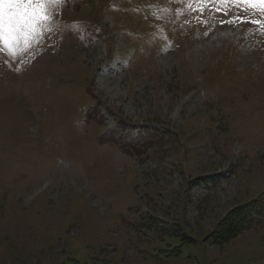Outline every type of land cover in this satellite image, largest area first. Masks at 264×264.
<instances>
[{
  "label": "rangeland",
  "instance_id": "374dc122",
  "mask_svg": "<svg viewBox=\"0 0 264 264\" xmlns=\"http://www.w3.org/2000/svg\"><path fill=\"white\" fill-rule=\"evenodd\" d=\"M50 12L51 34L0 52V264H264V218L229 241L215 231L264 193L259 6L66 0ZM168 84L192 93L176 100Z\"/></svg>",
  "mask_w": 264,
  "mask_h": 264
},
{
  "label": "snow or ice",
  "instance_id": "6c2138e0",
  "mask_svg": "<svg viewBox=\"0 0 264 264\" xmlns=\"http://www.w3.org/2000/svg\"><path fill=\"white\" fill-rule=\"evenodd\" d=\"M206 3L207 0H201ZM221 4L246 5L251 8L259 6L264 13V0H218ZM66 0H0V52H6L9 57L17 58L26 53L33 42L39 43L45 31L51 34L57 27L52 19L50 7L62 6ZM223 14L232 16L226 21L232 24L238 20L247 23L243 15H234L228 9H217ZM257 26L260 20L250 21Z\"/></svg>",
  "mask_w": 264,
  "mask_h": 264
},
{
  "label": "trees",
  "instance_id": "16d2710c",
  "mask_svg": "<svg viewBox=\"0 0 264 264\" xmlns=\"http://www.w3.org/2000/svg\"><path fill=\"white\" fill-rule=\"evenodd\" d=\"M167 89L176 90L174 93V99L181 100L186 94H188L190 88L186 84H168ZM262 203L258 210V219L264 216ZM253 210L251 208H236L230 211L218 224L216 231L217 234L223 240L229 241L241 235L246 230L255 227L258 224V219L252 216Z\"/></svg>",
  "mask_w": 264,
  "mask_h": 264
}]
</instances>
